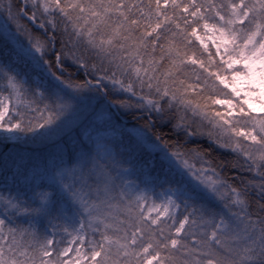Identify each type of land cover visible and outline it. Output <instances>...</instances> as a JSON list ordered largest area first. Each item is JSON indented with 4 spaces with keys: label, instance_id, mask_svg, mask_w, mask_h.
Segmentation results:
<instances>
[{
    "label": "snow or ice",
    "instance_id": "obj_1",
    "mask_svg": "<svg viewBox=\"0 0 264 264\" xmlns=\"http://www.w3.org/2000/svg\"><path fill=\"white\" fill-rule=\"evenodd\" d=\"M0 21V264H264V0Z\"/></svg>",
    "mask_w": 264,
    "mask_h": 264
},
{
    "label": "trees",
    "instance_id": "obj_2",
    "mask_svg": "<svg viewBox=\"0 0 264 264\" xmlns=\"http://www.w3.org/2000/svg\"><path fill=\"white\" fill-rule=\"evenodd\" d=\"M0 23H2V22L0 21ZM0 31H2V29H0ZM128 123H129V124H132V121H131L130 118H128ZM37 151H43V150H42V149H37Z\"/></svg>",
    "mask_w": 264,
    "mask_h": 264
},
{
    "label": "rangeland",
    "instance_id": "obj_3",
    "mask_svg": "<svg viewBox=\"0 0 264 264\" xmlns=\"http://www.w3.org/2000/svg\"><path fill=\"white\" fill-rule=\"evenodd\" d=\"M2 22V21H1ZM129 126H131V124H129Z\"/></svg>",
    "mask_w": 264,
    "mask_h": 264
}]
</instances>
